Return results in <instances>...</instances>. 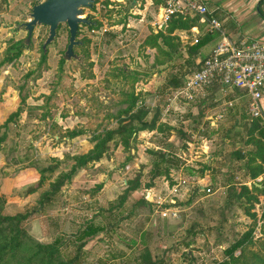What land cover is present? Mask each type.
Returning a JSON list of instances; mask_svg holds the SVG:
<instances>
[{"label":"rangeland","instance_id":"rangeland-1","mask_svg":"<svg viewBox=\"0 0 264 264\" xmlns=\"http://www.w3.org/2000/svg\"><path fill=\"white\" fill-rule=\"evenodd\" d=\"M34 1L0 0V62L12 43L18 42L21 47L16 59L0 66V136L4 135L0 146V193L6 199L3 213L28 212L23 222L28 233L42 243L60 238V248L67 257L74 255L80 242L75 235L85 222L91 219L101 224L104 230L86 239L84 252L74 264H139L145 248L164 264H214L222 260V247H228L248 228L254 231L259 213L264 217L263 195H258V205L253 204L250 210L255 217L246 214L249 203L245 198L236 197L239 184L251 188L252 179L244 162L254 150L246 143L250 117L247 97L241 94L236 95L233 107L223 110L217 129L206 126V130L199 131L194 121H188L193 131L190 136L177 138L174 133L171 137L169 131L155 138L154 133L139 131L129 148L110 141L99 161L65 182L61 190H69L66 196L59 193L42 211H35L39 194L58 174L70 169L72 156L92 147L91 131L117 126L116 115L126 107L127 94L137 95L138 102L148 109L146 119H150L165 106L166 94L174 87L170 78L181 79L196 59L208 54L218 35L189 56V40L182 41L178 30L179 52L166 56L146 44L160 29L154 22L158 20V4H147L146 0H95L82 16L98 21L99 26H79L77 39L81 43L73 48L78 58L64 56L69 37L65 23L59 24L43 57L46 25H36L30 40H25L23 23L29 19ZM258 2L264 11V0L261 4L253 0L250 18L263 23L256 13ZM249 22L254 25V21ZM243 26L226 19L222 29L248 37L250 31ZM157 58L163 62H157ZM213 103L212 97L207 98L204 112L222 108ZM200 106L197 104L189 119H197ZM16 110L18 115L6 122ZM164 118L178 121L179 114L171 112ZM175 123L174 132L180 129V123ZM73 128L83 133L69 138L67 130ZM165 150H172L180 158V165L152 177L148 173L155 159L152 151ZM182 151L185 159L194 157L195 151L201 154L186 161L180 156ZM48 165H55V170L43 174L38 192L25 196L38 183L39 170ZM134 179L140 181L136 196L145 198L149 192L145 199L150 205H135V199L128 197L118 206L127 180ZM181 179L187 181L185 186L177 195H170L171 184ZM96 194L100 195L96 200L89 199ZM105 199H113L112 205Z\"/></svg>","mask_w":264,"mask_h":264},{"label":"trees","instance_id":"trees-1","mask_svg":"<svg viewBox=\"0 0 264 264\" xmlns=\"http://www.w3.org/2000/svg\"><path fill=\"white\" fill-rule=\"evenodd\" d=\"M38 0L33 2L36 3ZM101 3L105 0H100ZM262 0H260L261 4ZM164 0H152V4H163ZM32 4V5H33ZM157 5V6H158ZM257 14L260 18L264 19V11L258 6ZM94 24L89 25L90 28L94 29L99 26L98 21H94ZM199 25V17L195 14H186L182 15L179 13H174L170 15L168 20L164 25L160 27L151 37H149L146 44L157 49L159 52L164 53L166 56H172V54H177L179 52V44L176 36V31L178 30H189L191 27ZM216 36V33L206 34L199 37L196 43H188V54L193 56L199 52V50L206 45L210 40ZM177 39V41H176ZM21 54V47L18 42L12 43L6 50V54L3 60L0 62V66L4 63H10L16 59ZM42 56L44 57V51L42 49ZM157 62H163L160 59H156ZM200 66L195 64L192 69L187 71L181 79L176 77L170 78V82L174 87L180 86L185 81V76L190 71L198 69ZM125 77L128 76L126 71H123ZM216 89V85L213 84L209 88L208 99L213 98V92ZM237 93H240L237 91ZM204 98L200 100L198 112L196 114L197 119L191 116V112L187 110L182 115L179 113L178 121H173V124L169 125L168 122L162 121V108L159 111H156L150 119H146L148 109L142 104L139 103L137 95L134 93H129L126 95L128 103L124 109L118 112L116 115L119 117L117 119V126L114 128H104L101 131H91V140L93 142L92 147L84 152L77 155H73V163L69 170L64 171L56 176V178L50 182L49 188L43 191L37 201L35 211L43 210V207L46 203H49L53 198L61 193V188L67 181H71L73 176L77 171L86 169L88 166H91L93 163L99 161L106 149L108 148V143L110 141H115L116 144H120L123 148H129L131 143L136 140L137 133L139 131H151L157 130L162 133L169 132L173 129L174 123H180L177 131L182 136H190L193 131L188 127V121H194L197 130L200 131V127H205L206 123L203 122L205 117V107L204 101L207 100ZM230 98V96H227ZM201 103V104H200ZM219 104V102L213 103V105ZM165 105V104H164ZM231 108V107H228ZM18 110L11 113L6 119V122L11 120L13 117L18 115ZM126 114L124 117H120L121 114ZM202 120V123L200 124ZM175 123V124H176ZM204 124V125H203ZM257 132L258 135H255ZM83 131L80 129H68L67 136L73 138L82 134ZM4 140V135L0 136V146ZM246 143L254 146V150H251L246 156V161L244 162L245 167L247 168L248 175L252 179L251 188L246 184H239V191L236 194L237 198H245L246 202L249 203V206L245 208L247 215L255 217L254 213H251L253 204H256L258 200V195H264V179L257 181L259 175L263 174V162H264V121L261 117H250V123L247 128V139ZM155 156L150 169L148 171L152 177L162 176L168 173L173 168H178L180 165V158L176 157L175 153L172 150H165L163 152L152 151ZM178 162V164H177ZM57 167V166H56ZM55 170V165H48L39 170L40 179L32 188L29 189V192H33L39 188L42 184L44 173L46 171L53 172ZM150 186V183L147 184V187ZM140 187L139 179L127 180L126 186L123 191L120 193L117 201V205L121 206L124 204L125 200L131 196V193L137 191ZM6 203L5 197L0 193V264H9L10 262H15L16 264H74L75 261L79 260L81 254L84 252L83 248L86 243V239L92 237L99 232L103 231V226L98 223H94L93 220H88L85 224L78 230V233L75 235L76 239H79L77 244L76 251L72 256H66L62 252L59 243L60 238H55L52 243H42L33 238L28 231L26 230L23 222L27 220L29 214L28 212H18L15 214H5L3 213V207ZM113 203L109 201L111 206ZM150 205V201L145 198L137 199L133 204H145ZM102 214L101 210H98ZM97 212V213H98ZM264 213V212H263ZM263 216V214H262ZM257 222V221H256ZM253 228H248L245 232L242 233L240 237L234 240L228 247L224 249V258L220 261L215 262L214 264H243L247 258L255 259L259 264H264V258L254 252H250L246 249L247 240L251 237ZM264 232V231H263ZM239 250V254L235 255L234 252ZM163 260L159 258L156 260L151 257L150 251L145 248L142 253L139 255V264H161ZM164 264V263H163Z\"/></svg>","mask_w":264,"mask_h":264},{"label":"built area","instance_id":"built-area-1","mask_svg":"<svg viewBox=\"0 0 264 264\" xmlns=\"http://www.w3.org/2000/svg\"><path fill=\"white\" fill-rule=\"evenodd\" d=\"M146 3L152 4V0H146ZM157 10L158 20L154 22L158 28L174 13L195 14L199 17V25L189 30H180L182 41L196 43L202 35L211 33L218 35L208 54L195 60V64L200 67L187 73L182 85L171 87L167 92L161 120L165 121V115L171 112L178 111L181 115L187 110L193 112L197 103L208 97L209 88L213 84L216 85L213 100L219 102L218 105L222 108L206 113L203 122L208 128H218V123L224 117L223 110L234 106L237 94L247 97L249 117L263 118L264 40L229 36L223 31L221 21L212 15L203 0H164L163 4L157 6ZM204 130L205 127L201 126L200 131ZM262 166L264 169V162ZM262 178L264 179V172L257 179L261 181ZM186 182L185 179H181L171 184L169 194L177 195ZM206 190L210 192L211 188L207 187ZM147 196L145 194V198ZM175 212L173 211L172 215H176ZM261 216L262 213H259L255 226V230L259 232L264 225V217Z\"/></svg>","mask_w":264,"mask_h":264},{"label":"water","instance_id":"water-1","mask_svg":"<svg viewBox=\"0 0 264 264\" xmlns=\"http://www.w3.org/2000/svg\"><path fill=\"white\" fill-rule=\"evenodd\" d=\"M95 4V0H38L31 7L29 19L23 23L27 36L25 40L28 42L31 38L32 31L36 25H46L48 27L47 36L42 44L45 52L46 46L55 38L59 24L65 23L68 27V43L64 51V56L69 59L71 57L78 58L74 53V46L81 43L77 39V33L80 25H91L95 22L89 16H82L84 9H91ZM259 2L256 5L258 10ZM149 195V192L146 193Z\"/></svg>","mask_w":264,"mask_h":264},{"label":"crops","instance_id":"crops-1","mask_svg":"<svg viewBox=\"0 0 264 264\" xmlns=\"http://www.w3.org/2000/svg\"><path fill=\"white\" fill-rule=\"evenodd\" d=\"M203 1L205 2L206 5L211 6L210 9H209V7H208V9L211 11L212 15H215L216 17H218V19L221 21V25L223 23H225L226 19L231 20V22H234L236 25H244L243 26L244 29L249 30L251 33V34L250 33L246 34L249 38L263 39L264 40V22L262 21L263 23H260L257 19H251L250 18L252 16L251 10H252V6H253L252 5L253 0H203ZM255 4H256V1H255ZM256 13H257V10H256ZM224 14H226V15H224ZM223 15L225 17H223ZM220 16L223 18H220ZM249 21H254L253 22L254 25H252ZM253 28H255L254 32H251V30ZM225 33H227L231 37L241 35L240 33L239 34L238 33L231 34L229 32H225ZM243 34H245V32ZM216 39L217 38H215V42H216ZM213 40L214 39L210 40L209 42H211ZM262 102H263V112H264V99ZM262 119L264 121V117ZM165 121L168 122L169 125L173 124V122H170L168 120H165ZM149 132L156 134L154 136L155 138L157 137V135L161 136L163 134L162 132L157 131L155 129L151 130ZM170 133H171V137H173L174 133H175V135H174L175 137H177V138L182 137L178 131L174 132V129H171ZM167 137H169V136L167 135ZM201 140H202V142L205 141L204 139H201ZM195 152H196V155L194 157L192 155H189L188 159H185L186 154L184 153V151H182L180 153V156L181 157L184 156V159L186 161H192L194 158L200 157L201 153L199 151H195ZM82 170L84 171L85 169H82ZM171 170H173V169H171ZM68 191L69 190L62 189L61 190L62 196H66V192H68ZM36 192H38V190L27 193L25 196H30L32 194H35ZM137 193H138L137 191H134L131 193V196H130V197L134 198L135 201L137 199H139V197L136 196ZM39 196H40V194H39ZM39 196H38V199H39ZM92 196L93 195H91L89 197L90 200H96V198H98L100 195L96 194V196H93V197ZM105 200L112 201L113 199H105ZM93 203L98 204V202H96V201H94ZM175 204L179 205L180 203L176 202ZM248 239H249V241L247 240L248 243H247L246 249L249 250L250 252L257 253L262 258H264V232L263 231L259 232V231L254 229V231H252V233H251V237ZM250 245H252V246H250ZM223 248L225 249L224 246L222 247V249ZM234 254L238 255L239 250H236L234 252ZM243 264H259V262H257L255 259L251 260L250 258H247L245 263H243Z\"/></svg>","mask_w":264,"mask_h":264}]
</instances>
